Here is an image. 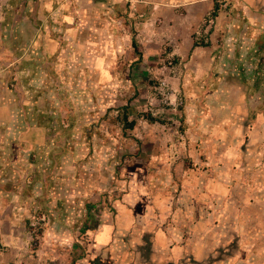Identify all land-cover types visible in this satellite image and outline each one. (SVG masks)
<instances>
[{
  "label": "rangeland",
  "instance_id": "obj_1",
  "mask_svg": "<svg viewBox=\"0 0 264 264\" xmlns=\"http://www.w3.org/2000/svg\"><path fill=\"white\" fill-rule=\"evenodd\" d=\"M151 189L264 264V0H0V264H142Z\"/></svg>",
  "mask_w": 264,
  "mask_h": 264
},
{
  "label": "crops",
  "instance_id": "obj_2",
  "mask_svg": "<svg viewBox=\"0 0 264 264\" xmlns=\"http://www.w3.org/2000/svg\"><path fill=\"white\" fill-rule=\"evenodd\" d=\"M145 196L148 197V195ZM149 197V202L144 203L142 201L140 204L141 212L139 216L142 226H140L138 232L135 230L136 233H130V225L136 214L132 208L125 206L124 209H118L113 219L114 225L108 226L104 238L125 236L123 237L124 240L128 237L126 238L127 242L134 241L133 243L137 246L140 242L146 241L150 256L141 257L142 264L147 262L151 264H164V262L168 264H190V262H202L205 256L208 257L211 252L210 247H212L211 241L199 236L201 232L196 233L188 241L182 239L171 227L162 224L166 206V200L163 196L158 195L157 192L153 194V189H151ZM203 226L202 223H198L194 225L193 229L197 227L200 230L205 229ZM6 240L12 243L11 235Z\"/></svg>",
  "mask_w": 264,
  "mask_h": 264
},
{
  "label": "trees",
  "instance_id": "obj_3",
  "mask_svg": "<svg viewBox=\"0 0 264 264\" xmlns=\"http://www.w3.org/2000/svg\"><path fill=\"white\" fill-rule=\"evenodd\" d=\"M218 7L217 5L214 6V9H213V15L216 13ZM208 46V42L207 43H202V42H197L196 40L193 42V46L192 48H197V47H206Z\"/></svg>",
  "mask_w": 264,
  "mask_h": 264
}]
</instances>
